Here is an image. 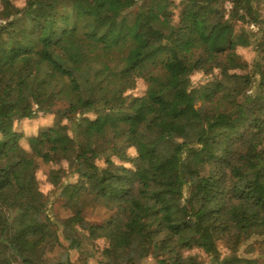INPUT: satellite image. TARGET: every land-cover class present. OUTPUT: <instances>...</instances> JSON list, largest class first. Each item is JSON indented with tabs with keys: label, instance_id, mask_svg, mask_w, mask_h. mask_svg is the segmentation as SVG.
Listing matches in <instances>:
<instances>
[{
	"label": "trees",
	"instance_id": "1",
	"mask_svg": "<svg viewBox=\"0 0 264 264\" xmlns=\"http://www.w3.org/2000/svg\"><path fill=\"white\" fill-rule=\"evenodd\" d=\"M134 2L164 36L135 63L116 0H0V264H145L121 251L145 223L154 264H264V0ZM225 17L240 25L215 44ZM47 113L37 135L17 129Z\"/></svg>",
	"mask_w": 264,
	"mask_h": 264
},
{
	"label": "rangeland",
	"instance_id": "2",
	"mask_svg": "<svg viewBox=\"0 0 264 264\" xmlns=\"http://www.w3.org/2000/svg\"><path fill=\"white\" fill-rule=\"evenodd\" d=\"M175 3L180 5L181 10L182 5H187L195 0H173ZM19 3V1H17ZM225 7L228 9L230 7L229 2L227 1L225 3ZM115 10L118 13V17L113 23L112 27L114 28V31L116 30V27L119 23V19L122 14H132L136 17V35L140 36L144 47L141 49H138L132 56V62H139L147 59L149 57V52L152 48L156 47L163 41L164 36L161 34H157L154 31L146 28L144 25L141 16L139 15V10L137 5L135 4L134 0H116ZM262 15L264 14V9L261 8ZM256 14H249L247 24L245 25L249 31H256L255 26V19ZM177 23V21H176ZM240 24H234L230 25L227 23L226 17L221 20L219 26L215 30L213 41L215 44L224 45L230 36V33L232 30H237L238 26ZM179 27V25H178ZM179 36L181 40L185 41L188 39V35L185 29L179 27ZM254 57V51L251 49V47L246 49L239 50V57H238V65L239 68L243 64H248L252 61ZM144 88V83L139 79L137 81V88L135 90V93L141 92V89ZM257 90V87L252 88V92L255 93ZM236 114V113H234ZM54 120V114L47 113L46 115H39L32 119H22L17 124V129L22 133L24 137L31 136V135H37L40 131L46 129L48 126H50L53 123ZM47 169L42 167L38 169L37 171V177L39 179L40 188L48 193L50 197L53 200V204L50 205V213L53 215L52 221L57 222L59 213H60V203L61 199L59 197H56L58 194V189L53 188L50 183L47 180ZM75 177L71 178L70 180H74ZM55 196V197H54ZM92 220H102V217L100 215H93L89 217ZM152 239H153V231L152 226L150 223H145L141 225H137L133 230L126 232L122 239V248L121 251L126 255V257L138 259V260H145V264H154L153 260L151 259L149 255V251L152 246ZM97 242L100 245H103L106 243L104 239H99ZM247 245L241 246L239 250V254L243 256L248 255H254V253L247 252ZM219 250L221 252V255H227L230 252L228 249L225 248L224 244L222 242H219L218 244ZM198 259L202 262L201 264H210V260L203 254L197 253ZM52 254H49L51 256ZM48 257L45 258V262L48 261ZM75 256H72V263L71 264H78L74 260ZM101 259V257H99ZM104 261V264L106 263V259L102 258Z\"/></svg>",
	"mask_w": 264,
	"mask_h": 264
}]
</instances>
